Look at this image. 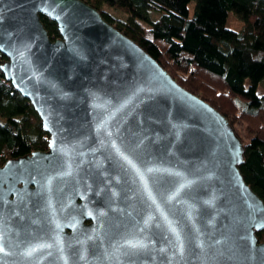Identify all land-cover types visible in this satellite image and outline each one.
I'll use <instances>...</instances> for the list:
<instances>
[{
	"label": "water",
	"instance_id": "95a60500",
	"mask_svg": "<svg viewBox=\"0 0 264 264\" xmlns=\"http://www.w3.org/2000/svg\"><path fill=\"white\" fill-rule=\"evenodd\" d=\"M0 52L50 135L0 168V264H264V201L230 120L97 8L0 0ZM37 180L68 188L71 232L23 202Z\"/></svg>",
	"mask_w": 264,
	"mask_h": 264
},
{
	"label": "trees",
	"instance_id": "16d2710c",
	"mask_svg": "<svg viewBox=\"0 0 264 264\" xmlns=\"http://www.w3.org/2000/svg\"><path fill=\"white\" fill-rule=\"evenodd\" d=\"M85 1L230 120L244 142L241 173L264 201V95L258 92L264 81V0ZM105 5L127 20L117 22ZM230 12L243 23L240 30L228 27ZM40 19L51 39L61 37L55 20L44 14ZM7 60L0 52L1 162L46 151L50 137L30 100L4 76L1 64ZM257 235L264 240V230Z\"/></svg>",
	"mask_w": 264,
	"mask_h": 264
},
{
	"label": "flooded vegetation",
	"instance_id": "af4514ba",
	"mask_svg": "<svg viewBox=\"0 0 264 264\" xmlns=\"http://www.w3.org/2000/svg\"><path fill=\"white\" fill-rule=\"evenodd\" d=\"M48 149V148H47ZM46 149V150H47ZM46 152V151H44ZM12 160V159H7L4 160L3 162L0 161V168H3L7 164V161ZM25 184L22 182H19L15 187L11 188L13 192L16 191L18 196H22V194H19V189L22 188ZM42 185L43 183L41 180H37L34 183H30L29 186L30 188L35 191L32 194H29L26 199L23 200V202H32L33 206L32 207L34 210L39 211L41 215L48 216L46 213L53 214L57 218H59L60 225L65 226L66 230L68 232H71L72 229H70L71 222L73 221V214H72V203H71V198H70V192L67 187H64V192H61L60 189L58 190V186L56 185V182H54L53 187H52V192H42ZM5 188L8 189V186L6 185ZM37 190H39L38 194L36 193ZM58 190V191H56ZM42 192V193H41ZM37 194V196H36ZM12 201H22L17 198L16 194L13 193L11 194ZM83 213H79V220L81 217H83ZM95 222V219L89 216H85L83 223L92 226Z\"/></svg>",
	"mask_w": 264,
	"mask_h": 264
},
{
	"label": "rangeland",
	"instance_id": "374dc122",
	"mask_svg": "<svg viewBox=\"0 0 264 264\" xmlns=\"http://www.w3.org/2000/svg\"><path fill=\"white\" fill-rule=\"evenodd\" d=\"M193 7H194V3L191 4L192 9H193ZM104 10H106L113 17H115L117 22L126 21L128 18V16H126L121 11H119L117 9L115 10L109 6L105 5ZM152 15L154 18H159V16H161L160 14H157V13H152ZM227 23H228V27L231 28L232 30H235V31L240 30L243 26V23L240 21V19L233 12H230ZM258 92H259V95H264V81H262L260 83Z\"/></svg>",
	"mask_w": 264,
	"mask_h": 264
}]
</instances>
